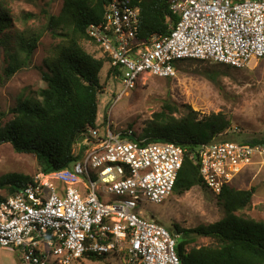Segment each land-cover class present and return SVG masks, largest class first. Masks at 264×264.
Returning a JSON list of instances; mask_svg holds the SVG:
<instances>
[{"label": "built area", "instance_id": "obj_1", "mask_svg": "<svg viewBox=\"0 0 264 264\" xmlns=\"http://www.w3.org/2000/svg\"><path fill=\"white\" fill-rule=\"evenodd\" d=\"M178 15L168 33L140 37L141 8L113 0L105 20L88 28L121 83L117 100L148 76L171 78L182 60L247 68L264 57V0H170ZM117 102V101H116ZM70 166L39 171L0 202V245L21 250L24 264H76L86 253L121 255L125 264H181L177 240L142 202H164L174 191L186 149L148 142L133 129L103 120L77 139ZM192 158L215 195L243 172L264 166L259 142L199 145ZM112 195L114 198H107Z\"/></svg>", "mask_w": 264, "mask_h": 264}, {"label": "trees", "instance_id": "obj_2", "mask_svg": "<svg viewBox=\"0 0 264 264\" xmlns=\"http://www.w3.org/2000/svg\"><path fill=\"white\" fill-rule=\"evenodd\" d=\"M111 1L64 0L61 12L49 15L48 29L54 36L63 37V42L53 60L46 61L47 70H42L47 86L37 95L20 99L11 109L13 117L0 124V145L11 143L19 153L35 154L39 171L51 172L70 166L76 159L73 151L79 136L89 127L97 126L100 95L104 89L100 74L109 58L97 57L84 42L91 40L89 26L105 20ZM128 1L141 8V38L168 33L171 24L179 18L171 11L170 0ZM24 17L28 19L31 14L25 13ZM11 28L10 10L0 3V44L5 46L8 58L5 68L8 78L29 65L43 36V31L31 28L17 31L12 37L6 36L4 32ZM189 61L201 60H182L178 65ZM113 75L111 68L110 77ZM177 112L181 113L180 117ZM231 126V118L223 111L202 115L191 105L181 107L165 102L161 111L147 122L141 137L148 142H175L186 149L174 187V193L182 195L196 186L208 188L191 152L217 139ZM260 139L247 141L259 142ZM32 178L22 173L0 177V190L7 191V196L0 195V202L15 195ZM256 191L255 186L240 189L228 184L216 195L224 205L225 217L194 229L176 225L180 232L186 233L177 243L181 264H264V222L237 214L251 207ZM190 234L209 237L212 242L188 251L187 247L193 242ZM86 257L97 261L105 255L86 253Z\"/></svg>", "mask_w": 264, "mask_h": 264}, {"label": "rangeland", "instance_id": "obj_3", "mask_svg": "<svg viewBox=\"0 0 264 264\" xmlns=\"http://www.w3.org/2000/svg\"><path fill=\"white\" fill-rule=\"evenodd\" d=\"M10 10L12 28L6 30L8 35L31 28L43 31L40 44L28 66L17 71L8 78L5 68L8 58L5 46L0 44V124L13 117L11 109L25 96L37 95L41 88L47 86L42 70H47L46 61L53 60L57 54L63 37L54 36L48 29L49 15H58L64 0H0ZM31 17L25 19L24 14ZM14 43V42H13ZM85 47L103 57L101 49L94 42H84ZM111 65L106 62L100 78L103 91L100 95L98 121L104 119L112 122L117 129H133L142 136L144 128L154 113L161 111L165 102L179 106L191 105L202 115L223 111L232 120V126L218 136L220 140H249L264 137V57L253 59L247 68H228L227 65L209 61H189L178 65L177 75L164 78L156 75L148 76L144 83L140 82L135 90L126 93L117 100L121 85L118 79L110 77ZM117 101V102H116ZM178 117L181 116L177 112ZM259 166L243 171L235 180L234 185L240 189L255 186L257 191L251 207L237 214L264 222V166L255 177ZM39 172V161L35 154L19 153L11 143L0 145V177L9 173H22L34 176ZM0 195L7 196L6 190ZM114 198L106 195V199ZM139 213L144 217L159 220L170 233L177 231V242L186 235L182 229H194L200 225H208L226 216L221 200L208 188L196 186L182 195L172 194L162 203L151 201L139 205ZM194 246L208 245L209 237L190 234ZM0 264H24L21 250L0 245ZM76 264H125L121 255L114 252L105 255L101 260L94 261L86 256Z\"/></svg>", "mask_w": 264, "mask_h": 264}, {"label": "water", "instance_id": "obj_4", "mask_svg": "<svg viewBox=\"0 0 264 264\" xmlns=\"http://www.w3.org/2000/svg\"><path fill=\"white\" fill-rule=\"evenodd\" d=\"M173 234H174V235H177V234H178V232H177V231H174V232H173Z\"/></svg>", "mask_w": 264, "mask_h": 264}, {"label": "crops", "instance_id": "obj_5", "mask_svg": "<svg viewBox=\"0 0 264 264\" xmlns=\"http://www.w3.org/2000/svg\"><path fill=\"white\" fill-rule=\"evenodd\" d=\"M101 57V56H100Z\"/></svg>", "mask_w": 264, "mask_h": 264}]
</instances>
